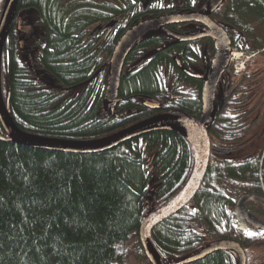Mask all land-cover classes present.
Returning <instances> with one entry per match:
<instances>
[{"label": "trees", "instance_id": "16d2710c", "mask_svg": "<svg viewBox=\"0 0 264 264\" xmlns=\"http://www.w3.org/2000/svg\"><path fill=\"white\" fill-rule=\"evenodd\" d=\"M4 3L0 0V15ZM208 3L19 0L16 22L22 14L37 30L26 43L35 69L19 48L22 34L15 22L2 58L12 118L31 134L77 141L111 136L165 113L198 121L216 51L210 38L181 42L161 32L141 39L126 58L114 108L105 96L110 58L129 28L163 15L202 12ZM212 19L229 33L234 51L253 56L244 72L231 67L219 83L217 112L207 126L210 166L201 189L190 205L152 231L168 264H237L229 250L183 260L216 240L239 236L259 254L257 235L244 238L246 232L238 229L235 203L245 193L264 195V0H225ZM112 21L114 28L105 30ZM194 24L170 29L192 33ZM256 24L263 30H253ZM145 98L159 108L146 106ZM0 135L6 137L1 123ZM194 161L192 144L169 131L91 154L34 149L0 137V264H124L131 253L149 264L139 238L147 204L154 200L156 211L179 194ZM133 235L137 245L127 253L123 246Z\"/></svg>", "mask_w": 264, "mask_h": 264}, {"label": "water", "instance_id": "95a60500", "mask_svg": "<svg viewBox=\"0 0 264 264\" xmlns=\"http://www.w3.org/2000/svg\"><path fill=\"white\" fill-rule=\"evenodd\" d=\"M225 0H209L202 12L182 13L163 15L161 17L151 18L133 25L127 30L115 46V50L110 58L109 77L107 86L106 102L109 107H114L119 96V89L121 85V78L124 72L126 58L129 56L133 47L140 42L141 39L150 36L153 33L166 32L177 38V40L195 41L197 39L210 38L214 40L216 46V54L211 63L210 73L205 78L203 86V107L202 115L198 121L190 118L189 116L173 113L159 114L152 118L145 119L142 122L136 123L131 127L122 129L111 136L101 137V139L90 140H65L61 138L44 137L41 135H34L26 132L18 127L15 119L11 116L10 97L9 93L4 97L3 93V75H2V58L3 50L8 40L11 29L16 22L18 3L19 0H5L0 15V123L2 129L5 130L6 137H0L9 142L17 143L22 146L31 148H38L52 151H62L66 153L75 154H91L102 153V151L112 150L113 148L122 145L125 142L133 141L136 138L142 137L147 133L155 131L178 133L185 137L193 147V154H195L194 169L191 173L189 181L185 184L184 188L173 197L166 205L153 210L154 200H149L147 210L149 214L144 220L140 230L139 238L143 245L144 254L149 264H168L163 258L161 253L158 252L154 243L152 242V231L160 223L169 219L172 215L180 213L184 207L191 204L195 196L201 189L208 168L210 166L211 146L209 132L207 126L212 121L217 112L216 108V95L218 85L227 72L230 66V58L232 51V43L229 33L226 32L224 27L211 18ZM16 30L22 34L19 40V48L27 52V61L32 69H35L33 53L26 48V43L30 40L37 30L34 24L24 23L22 14L17 18ZM186 24L198 23L201 26V31L194 33H179L170 29L172 24ZM116 25L112 21L105 26L113 29ZM137 65H134V67ZM43 80L47 83H52V79L47 73L38 71ZM197 76V75H196ZM145 105L151 109L159 108V104L151 98H145ZM249 201L259 202L264 205V197L261 195H253L249 193L243 194L235 204V217L239 222V229L246 231L249 225L264 229V223L258 216H254L247 208L246 203ZM193 208V205L189 206ZM232 251L238 261L237 264H247L246 251L243 249L238 241L225 239L216 240L213 243L205 246L197 253L193 254L183 260V262H193L196 260L204 259L205 256L214 253L215 251Z\"/></svg>", "mask_w": 264, "mask_h": 264}, {"label": "rangeland", "instance_id": "374dc122", "mask_svg": "<svg viewBox=\"0 0 264 264\" xmlns=\"http://www.w3.org/2000/svg\"><path fill=\"white\" fill-rule=\"evenodd\" d=\"M224 11L221 10V13H223ZM264 28V27H263ZM262 26L259 24H256L253 26V30H257L258 32H260V30H263ZM198 29H195L194 32H197ZM193 32V33H194ZM241 59L245 60V56H241ZM233 64L235 65V68L236 67H239V65H241V61L240 59L239 60H235V62H233ZM241 69H244V67L242 66ZM3 86H4V91L6 92L7 91V86H6V81L3 83ZM250 208H252L254 211L253 213L256 214V215H259L261 216L262 220L264 221V210L261 209L260 207L258 206H252V205H249ZM254 231V230H252ZM255 233H257V231H254ZM257 235V234H256ZM264 237V236H263ZM263 241H260L259 244L257 245L258 249H259V254L258 256L256 257L254 254H253V249H250L249 250V256H250V261H249V264L251 263V261H253L255 258H264V238H261ZM137 240L138 238L135 237L134 235L124 244L123 246V251L125 252H132V250L135 248V246L137 245ZM124 264H145L143 262H138L137 259L134 258V255L131 253L130 254V257L128 258V260H124Z\"/></svg>", "mask_w": 264, "mask_h": 264}, {"label": "flooded vegetation", "instance_id": "af4514ba", "mask_svg": "<svg viewBox=\"0 0 264 264\" xmlns=\"http://www.w3.org/2000/svg\"><path fill=\"white\" fill-rule=\"evenodd\" d=\"M172 25H174V24H172ZM196 24H194V29H196V26H195ZM171 27V26H170ZM215 50H216V48H215ZM215 53H216V51H215ZM215 55V54H214ZM215 57V56H214ZM214 57H213V59H214ZM213 59H212V61H213ZM212 61H211V63H212ZM230 66H229V69L232 67V68H234L235 67V65L233 64V62H231L230 64H229ZM210 66H211V64H210ZM212 67V66H211ZM197 75V74H196ZM195 75V76H196ZM198 77L197 78H200V75H197ZM195 78V77H194ZM257 195H261V196H263L264 197V195L263 194H259V193H256ZM256 194H253V195H256ZM243 195V194H242ZM241 195V196H242ZM240 196V197H241ZM239 197V198H240ZM238 198V199H239ZM237 199V200H238ZM236 204V203H235ZM249 205H252V206H258V207H260L261 209H263L264 210V205H262L261 203H259V202H254V201H249V202H247L246 203V206H247V208H248V210L254 215V216H258L259 217V219H261L262 220V218H261V216H259V215H256V214H254L253 213V209L252 208H250V206ZM263 221V220H262ZM263 223H264V221H263ZM238 225H239V223H238ZM239 229V228H238ZM252 230H254V231H257V233H255L254 231H252ZM241 233H254V234H257V239H258V241H257V243L256 244H258L260 241H263L261 238H264L263 236L264 235H261V233H264V229H262V228H256V227H253L252 225H249L248 226V229L244 232V231H241V230H239ZM246 233H245V235H244V238H246L247 237V235H246ZM232 240H234V239H232ZM243 238L241 237V236H239V237H237L234 241H238L240 244H241V246L243 247V249L246 251V255H247V264H249V247H244L243 246V244H242V242H243ZM256 259V258H255ZM235 260H236V258H235ZM258 261H257V263H255V261H254V263H253V261H251V263L250 264H264V258H259V259H257Z\"/></svg>", "mask_w": 264, "mask_h": 264}, {"label": "bare ground", "instance_id": "6f19581e", "mask_svg": "<svg viewBox=\"0 0 264 264\" xmlns=\"http://www.w3.org/2000/svg\"><path fill=\"white\" fill-rule=\"evenodd\" d=\"M107 95V94H106ZM120 99V95L118 96V98H117V102H118V100ZM105 101H106V96H105ZM117 102H116V104H117ZM107 103V102H106ZM108 106H109V104H108ZM116 106V105H115ZM114 106V107H115ZM111 107V106H110ZM109 107V108H110ZM114 107H111V108H114ZM27 132V131H26ZM156 132V131H155ZM155 132H152V133H155ZM29 133V132H28ZM148 134H151V133H147V134H145V135H148ZM142 137H144V136H142ZM140 138V137H139ZM173 216V215H172ZM238 227H239V225H238ZM240 230V229H239ZM245 232V231H244Z\"/></svg>", "mask_w": 264, "mask_h": 264}, {"label": "snow or ice", "instance_id": "6c2138e0", "mask_svg": "<svg viewBox=\"0 0 264 264\" xmlns=\"http://www.w3.org/2000/svg\"><path fill=\"white\" fill-rule=\"evenodd\" d=\"M249 237H252L254 234L253 233H246ZM261 235H264V233H261Z\"/></svg>", "mask_w": 264, "mask_h": 264}]
</instances>
